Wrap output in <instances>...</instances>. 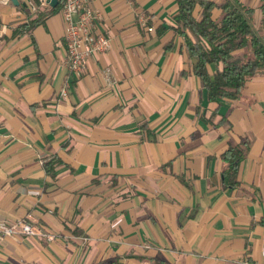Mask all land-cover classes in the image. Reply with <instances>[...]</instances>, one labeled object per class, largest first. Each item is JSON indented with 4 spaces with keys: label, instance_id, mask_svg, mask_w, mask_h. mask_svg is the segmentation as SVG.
Listing matches in <instances>:
<instances>
[{
    "label": "crops",
    "instance_id": "0c3cea01",
    "mask_svg": "<svg viewBox=\"0 0 264 264\" xmlns=\"http://www.w3.org/2000/svg\"><path fill=\"white\" fill-rule=\"evenodd\" d=\"M239 1L257 24L260 0ZM89 2L110 47L60 97L61 9L21 32L49 4L0 0V218L37 231L0 240V264H264V72L209 100L175 0ZM230 146L245 151L235 187Z\"/></svg>",
    "mask_w": 264,
    "mask_h": 264
},
{
    "label": "trees",
    "instance_id": "16d2710c",
    "mask_svg": "<svg viewBox=\"0 0 264 264\" xmlns=\"http://www.w3.org/2000/svg\"><path fill=\"white\" fill-rule=\"evenodd\" d=\"M176 12L171 29L183 38V46L196 61L194 74L206 90L209 100L236 99L247 81L264 72V0H260L261 18L253 21V8L239 0H175ZM38 2V0H35ZM64 0L54 7L39 9L19 31L30 32L49 15L59 11ZM220 10L218 17L213 12ZM212 69V70H211ZM245 157L240 146H230L222 154L224 182L238 184L239 165ZM46 171L50 168L45 164ZM53 173V172H52ZM102 264H122L107 260ZM149 264H168L153 260Z\"/></svg>",
    "mask_w": 264,
    "mask_h": 264
},
{
    "label": "built area",
    "instance_id": "2783aa9c",
    "mask_svg": "<svg viewBox=\"0 0 264 264\" xmlns=\"http://www.w3.org/2000/svg\"><path fill=\"white\" fill-rule=\"evenodd\" d=\"M4 1L12 3L11 0ZM39 3L48 4L46 0H39ZM28 4L32 10L35 9V5L32 2L29 1ZM61 14L66 25L64 57L69 73L60 86L58 94L60 97H66L70 86L69 77H71V74L85 68L89 56L108 50L110 38L105 34H94L91 31L93 21L97 18V12L91 6L89 0H64ZM109 73L110 69L105 68L104 74L107 79ZM17 233L32 235L37 233V231L26 221L17 220L9 223L0 218V240H3L6 236H14ZM40 234L47 240H53L56 237L54 233L49 232Z\"/></svg>",
    "mask_w": 264,
    "mask_h": 264
},
{
    "label": "water",
    "instance_id": "95a60500",
    "mask_svg": "<svg viewBox=\"0 0 264 264\" xmlns=\"http://www.w3.org/2000/svg\"><path fill=\"white\" fill-rule=\"evenodd\" d=\"M11 2L15 5L18 4V0H11ZM46 2L49 4L50 7H54L57 4L58 0H46Z\"/></svg>",
    "mask_w": 264,
    "mask_h": 264
}]
</instances>
